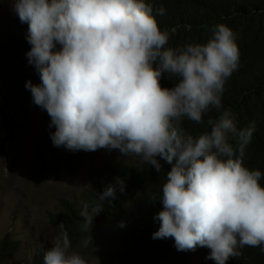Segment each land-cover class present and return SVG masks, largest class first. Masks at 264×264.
I'll list each match as a JSON object with an SVG mask.
<instances>
[{
    "label": "clouds",
    "instance_id": "clouds-1",
    "mask_svg": "<svg viewBox=\"0 0 264 264\" xmlns=\"http://www.w3.org/2000/svg\"><path fill=\"white\" fill-rule=\"evenodd\" d=\"M0 3L11 4L20 19L10 30L0 28V40L16 33L27 36L31 48L26 55L40 78L38 84L26 82L31 94L20 107L0 95L3 150L7 153L1 141L4 127L16 138L19 125L35 114L44 132L46 110L49 127L55 126L48 153L66 147V157L78 159L57 157V163L45 167L48 162L35 155L38 185L57 180L64 171L75 175L82 159L98 149L137 159L93 171L80 202L61 198L60 210L48 212L59 236L32 264H87L89 259L104 264H232L242 256L241 248L264 245V174L243 163L256 125L253 121L238 128L231 110L220 111L225 83L240 67L236 37L227 24L213 25L205 42L171 47L170 33L160 28L148 0ZM23 59L17 61L14 76ZM165 75L175 79L170 88L161 84ZM212 109L219 115L205 120ZM184 119L204 124L205 130L193 136L182 126ZM40 130L37 148L43 139ZM141 160L157 171L160 160L171 165L154 206L158 230L152 237L104 241L96 229L97 240L72 243L64 228L73 209L86 225H105L95 219L105 208L91 204L89 189L107 186L99 201L114 198L116 185L124 191L125 184L114 179L112 170ZM5 240L17 249L0 262L23 248L10 233L0 245ZM118 249L116 257L105 253Z\"/></svg>",
    "mask_w": 264,
    "mask_h": 264
},
{
    "label": "trees",
    "instance_id": "trees-1",
    "mask_svg": "<svg viewBox=\"0 0 264 264\" xmlns=\"http://www.w3.org/2000/svg\"><path fill=\"white\" fill-rule=\"evenodd\" d=\"M10 1V0H1ZM153 8L156 20L163 30H168V46L183 47L189 43L205 42L211 35L210 29L218 23L227 24L235 34L240 52V67L226 81L222 94L220 111L231 110L238 128L247 127L255 122L256 128L251 142L246 146L243 163L250 169H259L264 174V0H148ZM164 14H159V9ZM6 42L0 40V95L9 103L22 106L25 96L31 94L26 82L40 83L39 74L30 64L26 53L31 45L27 36L18 33L8 36ZM59 47V45H57ZM25 56L16 75L14 69L17 61ZM175 79L169 80L165 75L161 79L164 87H172ZM46 129L41 128L37 148L38 161L57 163V157L77 160V157H66L69 149L62 147L61 153L53 149L48 153L52 142L51 133L55 126L49 127L51 118L44 110ZM219 115L216 109L208 112L204 119ZM185 130L197 136L205 130L204 124H196L184 119ZM234 145L238 141H233ZM161 169L157 171L151 164L118 165L111 173L114 179H123L124 191L116 185L114 198L99 201L100 194L107 186L97 185L88 191L91 204L102 203L103 208L95 217L105 223L103 227L86 225L82 216L73 209L74 216L67 222L64 231L74 240L89 242L96 239V229H101L104 241L114 238L133 240L152 237L158 230L160 222L153 217L155 205L162 197V185L171 165L160 160ZM44 167V168H45ZM43 168V169H44ZM264 185V176L260 181ZM116 184V183H115ZM123 225V226H121ZM97 240V239H96ZM17 249L9 240L0 245V260L8 258L9 251ZM242 256L232 264H264V245L261 247L245 246L240 249ZM110 253L111 257L119 255L120 250Z\"/></svg>",
    "mask_w": 264,
    "mask_h": 264
},
{
    "label": "rangeland",
    "instance_id": "rangeland-1",
    "mask_svg": "<svg viewBox=\"0 0 264 264\" xmlns=\"http://www.w3.org/2000/svg\"><path fill=\"white\" fill-rule=\"evenodd\" d=\"M19 20L11 4L0 3V28L10 30L20 24ZM37 122L40 118L32 114L27 123L19 125L16 138L5 127L2 132L1 141L7 153L0 143V241L10 233L14 240L22 241L23 248L0 264H32L59 236L58 226L50 222L48 212L60 210L61 198L80 202L91 173L103 164L137 161L115 149H98L82 159L75 175L64 171L57 180L46 179L38 185L33 177L40 130ZM87 264L104 263L89 259Z\"/></svg>",
    "mask_w": 264,
    "mask_h": 264
}]
</instances>
